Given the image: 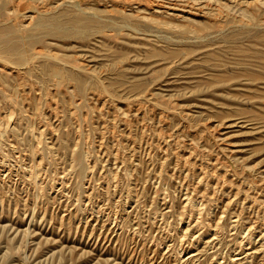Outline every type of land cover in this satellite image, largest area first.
<instances>
[{
    "label": "rangeland",
    "instance_id": "rangeland-1",
    "mask_svg": "<svg viewBox=\"0 0 264 264\" xmlns=\"http://www.w3.org/2000/svg\"><path fill=\"white\" fill-rule=\"evenodd\" d=\"M249 2L0 0V264H264Z\"/></svg>",
    "mask_w": 264,
    "mask_h": 264
},
{
    "label": "bare ground",
    "instance_id": "bare-ground-1",
    "mask_svg": "<svg viewBox=\"0 0 264 264\" xmlns=\"http://www.w3.org/2000/svg\"><path fill=\"white\" fill-rule=\"evenodd\" d=\"M207 1V0H206ZM218 1V0H217ZM248 2L250 1V0H247ZM262 1V0H261ZM227 2V1H226ZM252 2H254V1H252ZM5 3V2H4ZM219 3V2H218ZM246 3V2H245ZM250 3V2H249ZM173 4V3H172ZM206 4V3H205ZM207 4H208V2H207ZM210 4V3H209ZM216 5V4H215ZM212 6V5H211ZM214 6V5H213ZM157 9V8H156ZM171 9V8H170ZM159 10V9H158ZM157 11V10H156ZM155 11V12H156ZM162 11V10H161ZM1 12V11H0ZM154 12V11H153ZM168 12V11H167ZM157 13V12H156ZM166 13V12H165ZM169 13V12H168ZM183 14V13H182ZM169 15V14H168ZM183 16H184V14H183ZM181 17V16H180ZM187 17V16H186ZM191 18V17H190ZM183 19V18H182ZM184 19H186V18H184ZM193 19H195V18H193ZM189 20H191V19H189ZM194 21V20H193ZM196 21H198V19H196ZM16 43H17V41H16ZM20 43V42H19ZM8 44V43H7ZM14 44V43H13ZM9 45V44H8ZM7 45V46H8ZM11 45V44H10ZM18 45V44H17ZM13 47H14V45H13ZM9 49V48H8ZM17 51V50H16ZM22 52V51H21Z\"/></svg>",
    "mask_w": 264,
    "mask_h": 264
}]
</instances>
